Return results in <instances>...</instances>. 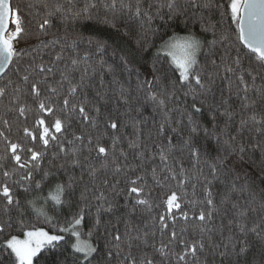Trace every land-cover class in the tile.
Wrapping results in <instances>:
<instances>
[{
	"label": "snow or ice",
	"instance_id": "6c2138e0",
	"mask_svg": "<svg viewBox=\"0 0 264 264\" xmlns=\"http://www.w3.org/2000/svg\"><path fill=\"white\" fill-rule=\"evenodd\" d=\"M37 5L43 9V15L39 10L36 11L35 15L38 19L33 30L25 23V14L22 13L18 4H14V0H0V76L6 74V68L13 65L14 61L19 62L27 56L29 59L26 66L23 69L15 67V71L22 83L28 86L27 92L38 110L33 128L25 127L23 138L20 140L13 141L4 129H0V143L4 146L3 151L0 152V164L9 159L14 162L11 169L2 171L3 179L0 180V199L4 202L5 213L9 214V220L0 223V235L8 237L0 241V264H34V258H37L45 249H47L45 255H50L49 264H110L109 258L114 255L120 257L121 252L117 250L114 253L107 245L111 241L120 242L122 235L129 236L132 231L126 224L123 234L116 226H113L111 232L105 228L104 233L101 234V228L105 227L102 216L114 214L117 205L108 201L104 192L100 191L95 199L104 201L108 206L106 207L105 203L96 204L95 216L92 217L93 204L88 195L87 186L80 192L77 200H72L76 183L72 176H68L66 182L56 179V182L49 186L47 195L43 194L42 182L36 181L33 187V172L40 168L45 157L48 156L50 145L57 149L56 152L51 153L52 159L59 158L61 154L67 157L71 153L72 159L68 163L73 168L83 166L79 153L82 146L87 148L89 156L85 157V160L90 181L94 182L97 173L101 171L104 174L111 171L114 177L123 175L127 185L124 190V200H134L135 205H143L151 210L152 203L147 198H141L148 185L147 171H137L136 168L128 167L126 163L117 162L116 151L122 137L116 132L127 126V122H121L115 115L106 116L103 121L104 128L113 132L107 140L104 138L103 129L99 128L102 107L107 105L109 92L117 98L118 103L127 106L128 112L133 110L132 105L135 103L138 105L135 108L137 113L150 105L153 112L159 110L162 116L157 134L165 136L166 144L161 142L156 144V147L159 152L161 172L166 174L161 175L156 167H152L151 179L161 188L168 187L169 181L176 185L175 190L168 189L163 200L167 219H170L173 225L178 218L186 222L193 220L200 224L199 239L194 242L180 241L183 249L181 253L175 254L177 264H190L188 257L197 258L198 251L205 248V239L211 240L209 233L213 229L209 225L213 221L216 205L213 192L208 187L211 180H208L204 187L207 212L204 208L193 211L182 207L185 203H194L187 200V185L192 184L193 195H195L193 181L198 177L190 173L182 163L178 165L179 172H177L174 166V150L186 151L193 168L200 165L202 157H205L203 163L210 170L209 174L213 179L219 178L220 175L230 178L231 191H239L241 194L246 192L248 194L246 203L255 205L251 208V212L257 214L258 219L254 220L249 227L248 211L240 205L239 201L232 203L233 220L229 223H236L242 236L237 239L230 233L226 237L227 243L223 245L224 250L219 253L220 264H264V188L257 189L255 181L250 180L247 174L242 176L234 166L230 167V157L246 150L245 143L240 139L245 128L251 125L257 132L264 135V117L258 119L257 113L258 105L264 107V0H225L224 3L220 0H150L147 3L146 0H86L82 9H77L73 0H64V2L35 0L30 7ZM101 8L105 11L101 22L115 30L122 43H127L135 33L134 52L124 47H113L107 41L93 36L84 37L77 33L70 38L67 31L61 35L52 32L54 21L66 24L70 17L75 19L81 15H84L85 19L93 20L92 12H98ZM217 11L220 13L221 20L227 16L230 22H235V39L248 50L244 54L249 62L248 67L243 66L239 50L229 61L232 37L221 20L215 19L214 14ZM117 17L120 18L119 27ZM165 17L168 20L184 18V28L180 31L171 33L165 31L157 34L154 28L149 27L155 19L163 21ZM190 19L196 24L191 25ZM149 31L152 32L151 37L147 35ZM156 39L159 40L158 44L155 43ZM85 41L94 49L100 69L111 74L110 83L114 87H105L103 91L96 90L93 101H89L88 96L84 94L79 102L73 103L70 98L84 92L96 73V69H92L90 75L89 70L85 68L81 71L78 80L73 75L74 71L79 70L76 66L81 61L87 63L93 55L91 51H87L81 56L77 51L78 45ZM56 47H59L60 51L52 57L51 62L45 63V57L41 53ZM152 47H155L156 51L150 69L145 75L137 65L140 59H143L141 54L147 53ZM66 48L71 49L75 54L71 59L73 67L69 69L65 66L61 70L58 64L63 61V52ZM219 49H223L224 54L217 56ZM107 56L117 57L119 64L115 61L108 63L105 59ZM117 69L120 71L118 72ZM209 69H222L221 80L229 82L228 98H225L221 90L220 97L217 99L215 94L217 81L214 78L216 72ZM57 71L61 74L60 83L67 82L69 85L67 94L62 98L58 90L49 84V77L54 76ZM21 72L22 75H20ZM121 76L123 79L120 78ZM232 76L236 78L235 94L241 103L238 129L232 127L238 115L230 103ZM257 80L261 82L259 85ZM133 82L135 89L132 88ZM12 83L9 81V84ZM45 85L47 88L44 87ZM101 86H103L102 79ZM92 87L95 88V85ZM182 89H187L183 95L191 96L192 103L179 112V119L175 121L177 127H173L172 113L176 109L170 108L169 104L180 99L177 91ZM23 92L24 89L20 85L13 88L16 111L19 117L27 119L28 105L21 104ZM250 93H254L255 98L250 96ZM6 94L7 86L0 87V97ZM57 103L60 105L59 108L55 106ZM205 108L212 124L211 129L197 119L204 115ZM245 110H249L247 115ZM72 112L78 113L84 123L97 129V133L77 135L73 132L72 139H68L67 126L61 116ZM92 113L95 115L93 116ZM124 115H127V112ZM219 119L223 120L222 125L218 123ZM0 120L3 121L5 129L10 130L9 121L3 117H0ZM133 121L135 138L129 140V147L139 149L135 155L144 160V149L147 145L141 140L143 129L134 118ZM181 127L187 129L186 136H181ZM166 130L171 134L165 135ZM233 132L235 135L232 134ZM174 136L180 137L178 149L173 143ZM24 138L27 139V143L24 142ZM201 140L216 142L217 155L211 161L206 159L207 153L203 150ZM119 156L126 162L129 153L120 152ZM97 164L99 167L96 166ZM60 168L65 169L66 164H61ZM200 171L203 170L200 169ZM55 175V173L44 172L43 180L47 181L50 176L55 178ZM17 176L19 179H14ZM119 184L120 180L117 179L111 185L116 196L120 195L117 189ZM261 184H264V178L261 179ZM13 185L23 187L25 192L34 193L32 199L22 204ZM104 185L108 186L107 180L104 181ZM225 199H230V196L226 195ZM49 203L53 211L63 206L71 208L73 204L76 206V211L70 212L61 225L59 221L53 222V218L49 217L47 211ZM25 207L31 208L38 217L43 216L46 222H52L53 227L62 234H50L43 228L34 227L24 233L25 239L7 234L6 229L12 226L10 215L12 209L16 210L21 227L25 226L23 220ZM190 211H192L191 216ZM159 222L162 230L168 228L165 214L160 215ZM85 228L88 230L84 231ZM63 234L75 238V242L69 243ZM221 234L223 235L222 232ZM176 236L175 230H172L170 243L176 240ZM108 237H111V241L107 239ZM116 247L119 248L118 243ZM127 247L128 252L123 256L121 264H153V260L146 255L137 261L131 252V239L127 241ZM65 249L71 250L70 256L66 255ZM167 249L168 246L164 244L157 249L164 260H167L170 255Z\"/></svg>",
	"mask_w": 264,
	"mask_h": 264
},
{
	"label": "trees",
	"instance_id": "16d2710c",
	"mask_svg": "<svg viewBox=\"0 0 264 264\" xmlns=\"http://www.w3.org/2000/svg\"><path fill=\"white\" fill-rule=\"evenodd\" d=\"M64 2V0H61ZM86 0H73V3L76 5L77 9H82L84 7ZM150 2V0H146V3ZM221 3H224L225 0H220ZM35 0H14V4H18L22 13L25 14V23L29 28L35 29V24L37 22L38 17H36L35 13L39 10L40 14L43 15V9L37 5L36 7H30V5L34 4ZM92 15L94 17L93 20H88L84 18V15H81L75 19L69 18L66 24L61 21H54V28L52 32L61 35L64 34L65 31L69 34L70 38L75 34H81L84 37L93 36L102 40L107 41L113 47H124L129 51H135V33L133 34V38L129 39L127 43H122L121 39L117 36L115 30L110 27L104 25L101 20L105 15V11L101 8L98 12L93 11ZM215 19L221 20V16L219 11L215 12ZM111 18V17H109ZM119 17H117V24H119ZM184 18H180L179 20H168L165 17V20L161 21L158 18L155 19L152 24L149 26L150 28H154L157 34H162L165 31L171 33L172 31H180L184 28ZM191 25H195L196 22L194 20H189ZM224 28L229 31L231 34V42H230V52L231 56L228 57L229 61L232 56H235L236 51L239 50L241 53L242 64L244 67H248L249 62L247 57L244 55L248 51L243 48L235 39V22L229 21L227 16L223 17L221 20ZM229 23L231 27L229 28ZM138 29L139 26L137 25ZM148 36H152V32L149 31L147 33ZM51 38V37H47ZM44 38V39H47ZM211 39V37H209ZM155 43L158 44L159 40L156 39ZM155 47L150 48L147 53H142L141 56L143 59H140L139 67L140 71L147 75V71L150 69V65L152 63ZM59 47L46 49L44 53L45 63L51 62L52 57L59 52ZM77 51L81 56L87 51H91L93 53L91 59L85 63L81 61L76 67L79 69L78 71H74L73 75L78 80L81 71L85 68L89 70V74H92V69H96L95 75L92 76V80L88 87L84 89L79 96L70 98L73 103L79 102L84 94L88 96L89 101H93L95 99V91L100 90L103 91L105 87H114L111 85L112 76L108 74L106 70L102 71L98 64V57L94 54V49H92L87 42H82L78 45ZM111 50H109L110 52ZM207 51V49H205ZM50 53V55H49ZM224 50L219 49L217 52V56L223 55ZM36 55V53H33ZM74 53L71 49L66 48L63 52V61L58 64V68L63 70L65 66L71 69L73 66L71 64V59L74 57ZM28 57L25 56L23 60L13 62L8 72L0 79V87L7 86V94L4 97H0V117L7 119L10 124V130L5 129L3 125V121L0 120V129H4L6 134L13 141L20 140L23 138V129L25 127L32 129L33 122L36 119L38 114L37 106L33 102L31 95L27 92V85H24L20 80V76L17 75L15 71V67H20L23 69L27 62ZM108 63H112L115 61L119 64V60L117 57L107 56L105 57ZM139 59V57H138ZM39 62V60L37 61ZM215 71V79L217 81L216 85V97L219 99L221 90L224 92L225 98H228V89L229 82L226 80H221V75H223L222 69L213 70ZM119 72L120 70L117 69ZM23 73L21 72L20 75ZM178 75V74H177ZM123 79V76L120 77ZM39 79V77H37ZM101 79L103 80V86H101ZM135 79V78H133ZM9 81H12V84H9ZM61 74L60 71H57L54 76L49 77V84L52 87H55L60 93L61 98L67 94L69 85L67 82L63 84L60 83ZM178 83V82H177ZM261 82L257 80V85ZM16 85H20L24 92L22 93L21 104L28 105V111L26 113L27 119L23 117H19L18 112L16 111V101L14 99L13 88ZM95 85V88L92 87ZM249 85L251 87V82L249 81ZM47 88V85L44 86ZM132 88L135 89V83L133 82ZM187 91V89H182L177 91V96L180 98L178 101L169 104L170 108L176 109L172 113L173 115V127H177L176 120L179 119V112L183 110L186 105H191L192 99L191 96L185 97L183 92ZM237 91V81L235 76H232V96L230 99L231 107L235 110L238 115L236 117V122L233 124V128H239V113L241 111V103L239 98L236 96ZM250 96L255 98L254 93H250ZM108 102L107 105L102 107V115L100 117L99 128L103 129V134L105 140L109 136L113 134L112 130L104 128V118L108 115H115L120 118L121 122L126 121L127 126L122 127L116 132L117 135H121L122 139L117 148V162L120 164L126 163L128 167L136 168L137 171L145 170L148 173V185L146 186L145 193L142 194L141 198H147L152 203V208L149 210L143 205H135V201H126L124 200V190L127 185L125 183L126 178L123 175L120 176H112L111 171L108 174H104L103 171L97 173V177L95 181H90L88 176L87 169V161L85 157L89 156V151L85 147H81V152L79 153V158L82 161L83 166L81 168H73L68 163L72 159L71 153L67 157H64L62 154L57 159H52L51 153L56 152L57 149L49 146V154L45 157L43 163L40 168L33 172V187L36 181H40L43 184L44 191L48 190L49 186L56 182V179L61 181H67L68 176L74 177L75 183V195L72 197V200L75 201L78 199L80 192L84 189L85 186L88 187V195L92 201L93 208L91 210V216H95V205L98 203H105L104 201H97L95 197L99 195L100 191H103L105 196L108 198V201H111L114 205H117L116 211L114 214H104L102 216V221L104 223V228H101V234L104 233L105 228L108 232L113 231V226H116L120 233L125 232L126 224L132 229L129 236L122 235L121 241H111V237L107 239L111 241L107 245V247L111 248L115 253L117 250L121 252L120 257H116L115 255L109 258L110 264H121L123 256L127 254L128 247L127 241L131 239L132 248L131 252L134 257H136L137 261H139L145 255L153 260V264H177L176 253H181L183 249V244L180 243L181 240L186 242H194L195 240L200 238L199 228L200 224L196 221L189 220L184 221L182 219H177L175 224L171 222L170 219H167V213L165 212V205L163 203L165 193L169 188L173 190L176 189V185L174 182L169 181L168 187L161 188L160 186L153 183L151 179V168L156 167L157 172L164 175L166 173L161 172L160 158L158 148L156 144L165 143V136H158L157 132L159 126L162 122V116L157 110L156 112L152 111V107L150 105L145 106L139 113L135 111V108L138 107L137 104L133 103L132 111L128 112L127 106L122 103L117 102V98L112 95L111 92L108 93ZM55 99V97H53ZM57 108L60 107L59 103L55 105ZM247 111L245 110V115H247ZM127 112V115L124 113ZM258 119L264 117V107L257 106ZM94 116L95 113H92ZM64 119L65 124L67 126V138L72 139V133L75 132L77 135L81 134H93L97 133V129L92 128L90 125L84 123L78 113L72 112L68 114H64L61 116ZM133 118L135 121L139 122V126L143 129V134L141 136V140L143 144L147 145V148L144 149L145 158L141 160L138 156L135 155L139 149H131L129 147V140L134 139L133 135ZM50 119V118H48ZM206 127L209 129L212 128V124L210 123L207 116V108L204 109V115L197 117ZM218 123L223 124V120L219 119ZM187 121L185 120V125ZM181 136L187 135V129L181 127L180 129ZM171 134L166 130L165 135ZM235 135V132L232 133ZM240 139L245 143L246 150L243 153H236L230 157L231 164L230 167H235L236 170L243 176L247 174L250 180L255 181L257 189L264 188V184H261V179L264 178V135H261L259 132L255 130L251 125L248 128H245ZM24 142L27 143V139L24 138ZM173 143L176 145V148H179L180 145V137L174 136ZM201 144L203 145V150L207 153L206 159L211 161L216 155L215 150V140H201ZM260 146L257 147L256 145ZM3 144L0 143V152L3 151ZM70 147V146H68ZM120 152L129 153V158L125 162L123 158L119 156ZM94 155V153H93ZM173 155L175 157L174 166L176 167L177 172H179V164H183L186 169L189 170L190 173L195 174L198 179L193 181L195 184V195H193V187L192 184L187 185L188 197L187 200L189 202L194 203H185L182 205L185 210L192 209L193 211H198L200 208H204L207 212L208 206L205 201V191L204 187L207 184L208 180H211V184L208 185L213 192L214 203L216 205V211L213 212V221L209 225L212 227V232L209 233L211 240L205 239V248L202 251H198L197 258L188 257L190 264H220L221 257L219 253L223 251V245L227 243L226 237L231 233L235 238L239 239L242 234L239 232L238 226L236 223L230 224L229 221L233 220V212L232 203L239 201L240 205L248 211V224L251 227V224L254 220L258 219L257 214L251 212V208L255 205L246 203L247 193L241 194L239 191H231L230 188V178H225L223 175H220L219 178L213 179L209 174L210 170L207 166L202 162L200 165H197L193 168L192 162L190 161L188 153L181 152L178 150H174ZM172 159V157H170ZM66 164L65 169H61L60 165ZM14 166V162L12 160H6L2 164H0V180L3 179L2 171L4 169H11ZM99 167V165H96ZM200 169L203 171L201 172ZM44 172L55 173V178L49 177L47 181L43 180ZM83 177V179H81ZM14 179H19V176ZM119 179L120 184L117 185V189L120 191V195L116 196L113 192L111 185L115 183V181ZM108 181V186L104 185V181ZM23 183V182H22ZM14 191L17 192L22 204L26 200L32 199L34 193L25 192L23 187L15 186ZM229 195L230 199L226 200L225 196ZM107 207V203H105ZM134 207V211H133ZM76 211V206L73 204L71 208L68 206L60 207L58 210L53 211L52 205L48 209L49 217L53 218V222L59 221L60 224H63L65 218H67L70 212ZM23 220L25 222V226L22 228L17 219V212L15 209H12L10 212L11 215V227L6 229L7 234L9 235H24V233L28 230H32L34 228H43L49 233L59 234L57 228L53 227L52 222H46L43 216L38 217L37 214L31 210V208L25 207L24 209ZM161 214L166 215V222L168 223L167 229H161V224L159 222V217ZM189 215H192V211L189 212ZM9 220V214L5 213V206L2 199H0V223L7 222ZM130 222V223H129ZM91 223V221L89 222ZM88 229L85 228L84 231ZM175 230L177 236L176 240L170 243V232ZM223 233V235L221 234ZM8 238L7 235H0V241ZM71 243L69 239H66ZM63 243V242H61ZM119 244V248L117 249L116 245ZM161 244L168 246V251L170 255L167 260H164L161 257L160 253L157 249L160 248ZM155 245V247H153ZM101 247H104V244H101ZM47 249L43 250L41 254L38 255L37 258H34V264H49L50 255L46 256L45 253ZM70 249H65L66 255L70 256ZM251 259V257H249Z\"/></svg>",
	"mask_w": 264,
	"mask_h": 264
},
{
	"label": "rangeland",
	"instance_id": "374dc122",
	"mask_svg": "<svg viewBox=\"0 0 264 264\" xmlns=\"http://www.w3.org/2000/svg\"><path fill=\"white\" fill-rule=\"evenodd\" d=\"M155 51H156V49L154 50V53H155ZM53 184H54V183H53ZM47 192H48V190L44 191L43 194H44V195H47ZM38 206H39V205H38ZM50 206H51V203H49V205L47 206V211H48V209L50 208ZM48 215H49V213H48ZM50 234H52V233H50ZM59 234H62V233H59ZM63 235H65V239H69V240L71 241V243L75 242V238L70 237V236L67 235V234H63ZM18 237L21 238V239H25V238H26L24 235H20V236H18Z\"/></svg>",
	"mask_w": 264,
	"mask_h": 264
},
{
	"label": "water",
	"instance_id": "95a60500",
	"mask_svg": "<svg viewBox=\"0 0 264 264\" xmlns=\"http://www.w3.org/2000/svg\"><path fill=\"white\" fill-rule=\"evenodd\" d=\"M246 49V48H245ZM247 50V49H246ZM248 51V50H247ZM10 67H11V65H9L7 68H6V70H5V73H7L8 72V70L10 69ZM4 75H2V76H0V79L3 77Z\"/></svg>",
	"mask_w": 264,
	"mask_h": 264
}]
</instances>
